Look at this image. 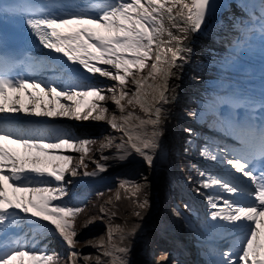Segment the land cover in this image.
<instances>
[{
  "label": "snow or ice",
  "instance_id": "snow-or-ice-1",
  "mask_svg": "<svg viewBox=\"0 0 264 264\" xmlns=\"http://www.w3.org/2000/svg\"><path fill=\"white\" fill-rule=\"evenodd\" d=\"M216 7L213 0H25L0 5V14L19 16L38 42L35 55L29 50L18 54L0 38V264H59L57 254L35 249L38 237L52 231L39 221L54 226L69 249V261H75L79 253L71 251L78 243L74 222L83 209L63 199L69 196L65 175H79L77 167H87L85 157L97 143L38 119L21 118L107 120L122 136L115 145L112 137L100 143L101 160L109 159L102 153L114 146L117 159L134 152L152 166L160 149L165 106L172 102L169 82L192 51L185 42L202 31ZM245 7L251 11L256 6ZM259 8L264 50V0ZM255 30L244 25L245 43ZM97 74L117 82L119 87L108 91L119 115L100 103L106 100L104 90L90 82ZM124 101L133 111L125 110ZM136 108L143 116L135 114ZM208 108L217 126L239 145L206 144L199 152L225 166L223 175L198 171L196 181L208 205L210 228L230 239L225 248L210 250L209 264H264V91L258 98L226 92L214 97ZM189 116L202 113L192 111ZM185 132L193 135L190 128ZM65 152L80 153L79 165L73 166V157ZM93 162L99 172L106 170ZM126 183L135 192L145 187L129 182L121 187ZM147 206L146 197L138 203L140 209ZM139 227H109L107 245H94L104 249L107 264H129L130 248L124 242Z\"/></svg>",
  "mask_w": 264,
  "mask_h": 264
},
{
  "label": "rangeland",
  "instance_id": "rangeland-1",
  "mask_svg": "<svg viewBox=\"0 0 264 264\" xmlns=\"http://www.w3.org/2000/svg\"><path fill=\"white\" fill-rule=\"evenodd\" d=\"M239 1V0H238ZM234 2H231L229 4H233ZM226 17V16H225ZM245 18L241 21V28L244 27V25H247L245 22ZM231 30V29H230ZM238 30V31H240ZM237 32V27H233L231 30V38L234 39V34ZM105 67V66H101ZM146 70L144 74H147ZM98 75V74H97ZM105 81L100 80H93L91 83L98 85L104 90V94L106 95V100L100 102L102 105L109 108L110 113L115 112L117 115H119V112L116 109V106L112 102V96L113 93L109 92V88H118V84L116 81L110 80L106 77ZM131 79V78H129ZM185 80L181 82L180 84H184ZM187 84V83H185ZM196 85L193 88L185 87L184 90L181 92V95L178 97L172 98V102L170 104L172 108V113H170L169 116H167L166 123L170 126L171 130L169 132V139H170V152L165 156L164 160L167 163V166L171 168V173H165L161 177V180L159 181V184L154 186L152 183H150L148 173L145 172V170L142 167H132V168H122V169H107L108 167H111L110 163H106L104 160H101V152L98 151L100 143H107V138L112 137L114 138L113 144L120 143V138H118L117 133L110 128V126H102L99 128H92L88 129V131L85 130H79L75 128V125H77V122L83 121L87 122V120H68V122L64 123L62 126H58L55 124V127L63 128L67 130L72 137L74 138H83L88 136H93L97 138V144H96V150L95 154L91 155L87 160L94 159L98 163L105 165L106 170L104 172H99L96 167L91 169L88 172H96V175L92 176L94 178V182L101 183V181H106V183L118 185L119 180L125 179L126 182L129 183H135V184H143L146 186L145 188V197L148 200V215L153 216V219L150 221L145 220L146 222L142 224L141 229H145L147 224H151L152 229H147L146 231L142 233H138L136 236L139 239H145L147 238V235H159L165 239L170 241L172 246L176 248L179 252L177 253L176 258H178L179 262L177 264H190L187 261V256L185 255L184 248L185 246L192 249L193 255L191 258H196L197 260L203 262L204 264H209L210 259L212 258L209 254V251L206 250V246H204L203 241H205V235L198 236L195 234H192L191 230H189L188 227L183 225L180 218H175V215L171 212V203L169 200L170 193L167 191V185L168 183H171L172 187L177 188L180 193L184 192L191 194L193 197H195L200 203H202V206L205 207V214L207 213L208 205L203 195H199L197 192L198 184L196 181L200 179L198 176V171H209L213 174H217V172H221V167L223 165H220L219 163L211 162L204 157L200 156L199 152L202 148H204V145L202 146V143H207V145H212L211 141L213 137L209 136V133L216 136H220L221 139H228L229 137L226 135V133L223 132V130L217 126L215 123V116H212L208 122V126H198V121L194 122L193 117L189 116V113L192 111H196L200 105L203 106V104H209V102L213 99L210 97H203V94H206V90L202 89L197 86L198 83H195ZM128 87H131L129 85ZM203 97V98H202ZM125 105L126 111H133V108L131 106H128L126 104V101L122 102ZM135 114L139 113V108H136ZM32 120L34 117H30ZM44 119V118H39ZM107 121V120H105ZM193 123H196L193 125ZM54 126V125H53ZM196 127L194 130V147L196 148L193 150L192 154H190V157L196 160L194 163V167L191 168V170L194 171V174L191 175L192 181H189V173H185L179 168V160L178 155L181 153V151L178 149V145L180 144V139L183 136V128L186 127ZM217 145V143H215ZM65 155H70L73 157L72 165L77 166V161L79 159V154L73 153V152H65ZM103 154V153H102ZM162 158V159H163ZM201 163H197V162ZM165 163V164H166ZM189 167V164L187 165ZM224 167V166H223ZM67 173L65 175V180L68 182H72L69 177H67ZM67 183V188L69 189V196L64 197L63 199L75 206H80L83 202L86 200L85 193L81 190V186L77 183L70 184ZM130 190L134 191V188L130 187ZM202 192H206V194H211L212 190H203L200 189ZM116 190H113L109 194L106 195V197L102 200V203L99 206V210L95 214H90L83 218L81 221V227L79 230V236L82 238V243L77 247L71 249V251L79 253V256L75 258V264H98L99 258V264H107V258L102 255L104 249L95 247L97 243V238H101L103 240V243L107 245V232L109 227H114L116 224L112 223H105L103 221V218L107 216L108 212L106 209V205L112 201V194H114ZM143 196L142 199L138 201V203L143 202L145 199ZM59 203V202H53ZM156 205L157 212L152 215L151 210L153 209V206ZM189 205V204H188ZM103 209V212L101 211ZM23 215V214H22ZM112 214H110L111 216ZM198 216V215H197ZM91 221V223H89ZM211 223V221H209ZM40 223V221H39ZM41 224V223H40ZM87 224V226H85ZM99 232V233H97ZM97 233V234H96ZM116 236H119L120 233H115ZM215 237L219 239L217 233H214ZM58 237V236H57ZM226 238V239H224ZM221 246L218 247L220 249L225 248L228 243H230V239L225 235L222 238H220ZM61 241V242H60ZM35 249L37 252H39L40 249H45L47 252H53L54 250L59 251L60 253H63L66 256V263L67 264H73V261H69L68 259V253L69 249L68 247L62 242L60 238L57 240L54 239L52 233L45 232L42 236H39L37 241L35 242ZM157 249L155 245H147L143 246L141 248V252L147 256L151 257V259L156 258L157 255ZM49 250V251H48ZM55 252V251H54ZM84 257H90V259L85 260ZM200 264V263H199Z\"/></svg>",
  "mask_w": 264,
  "mask_h": 264
},
{
  "label": "bare ground",
  "instance_id": "bare-ground-1",
  "mask_svg": "<svg viewBox=\"0 0 264 264\" xmlns=\"http://www.w3.org/2000/svg\"><path fill=\"white\" fill-rule=\"evenodd\" d=\"M260 2L261 0H239L237 4L225 7V9L221 11V14L219 15L220 18L223 17L221 23L214 22V24L209 25L208 29L205 30L204 33L198 35L193 34L189 37L185 43L192 51L188 54L187 62H179L183 63V67L176 69V76L172 77L169 82L170 88L173 89V91L169 92V96L171 98L174 99V97L181 95V92L186 86L193 88L196 85L195 83H198L197 86L204 88L205 90H224L226 94V92L237 93L242 91L243 89L249 87V84L253 79L264 80V50L261 49L255 52L251 50H243L238 45L236 46V43H234L231 38L232 28L237 27L238 30V28L242 27L241 21L243 18H247L248 15L254 16L260 13ZM246 4L255 5L257 7V11L253 12V10H251L249 14L246 15V11L248 9L245 7ZM196 41H198L197 44L195 43ZM184 80L187 84H180ZM20 95L22 102L27 103V97L24 96L23 93ZM170 104L165 106L166 119L162 124L160 149L154 156L153 162H155V160H157L160 156L165 155L166 152H170L169 132L171 128L166 123L168 118L167 116H169L173 111ZM37 119L40 120L39 118H35L34 120ZM68 120L71 119L57 117L52 119L44 118L40 121L46 122L52 126H55V124L62 126L64 123L68 122ZM102 126L109 127L107 121L105 120L95 121L90 118L87 122H77L75 128L88 131V129L99 128ZM117 135L118 138L122 136L119 133H117ZM103 155L109 157V159L105 161L106 163L111 164V167L107 168L109 170L122 169L125 167L132 168L133 166L142 167L145 172L148 173L150 183L154 186L159 184L163 174L172 172L170 171L171 168L165 164H162L164 166L162 170H154L147 165L142 157L134 152L121 161L116 158L117 152L114 146L105 149L103 151ZM224 168L225 166L221 167L222 174H224ZM235 175L239 177V174ZM240 179L245 180L246 178L240 177ZM156 212L157 208L156 205H154L151 210V214L154 215ZM147 229H152L150 223L147 224L145 229L143 228L137 231L142 233ZM96 240V244L103 242L101 238H97ZM184 252L188 258L187 261L192 264L194 262V259L191 258L193 255L192 249L185 246Z\"/></svg>",
  "mask_w": 264,
  "mask_h": 264
},
{
  "label": "trees",
  "instance_id": "trees-1",
  "mask_svg": "<svg viewBox=\"0 0 264 264\" xmlns=\"http://www.w3.org/2000/svg\"><path fill=\"white\" fill-rule=\"evenodd\" d=\"M146 70L147 69H145V71ZM139 115L141 116L142 114L139 112ZM181 139L183 143L182 148H184V146H186L187 139L183 137H181ZM91 148L93 151L94 145H92ZM91 152L89 154H91ZM178 160L181 170L185 173H190L187 167L189 163L188 158L186 159L185 157L180 155ZM84 163H86L85 160ZM87 168H89V166H87ZM79 170H80L79 167H77L78 172ZM122 183L124 182H121L117 187L112 186L109 189L92 192L90 195L91 198L88 200L87 204L81 206L83 211L77 216L74 222L75 229L76 230L80 229L81 221L83 220L84 217L90 215L91 213L95 214L99 210V206L102 203V200L106 197L107 194H109L113 190H116V192L112 194L113 196L112 201L105 206L107 211L110 212H108L107 216L103 218V221L105 223L120 225L126 231L129 230L133 225H137V224L139 225L148 209V206L144 209H140L138 207V201L142 199L143 196L145 197L144 193L146 186L143 188L141 192H135V190L134 191L130 190L128 184H125V187H121ZM167 188H168L167 191L170 193L171 197L175 198L177 195L173 191V188L170 187V185H168ZM135 212H140L141 216L139 217L136 216ZM113 213H115L114 216ZM110 214L112 215L110 216ZM74 239L78 241V243L75 245L76 247H78L82 243L81 242L82 238L79 235H77ZM124 243L130 248V253L128 255L129 264H166L170 252L175 251V249L168 247L169 242H167L164 238L157 235H149L145 239H136L134 238L133 235L130 239L126 240ZM147 245H151V246L155 245V247L158 248L157 249L158 256H156V258L151 259V257H147L141 252V248ZM57 255L59 257V264H66L65 257L61 256V254H57ZM176 262L177 261H174L172 264H175ZM73 264H75V262H73Z\"/></svg>",
  "mask_w": 264,
  "mask_h": 264
}]
</instances>
